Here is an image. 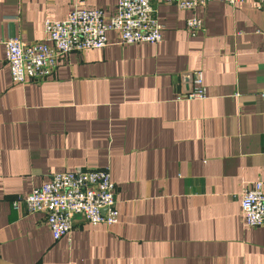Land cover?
Returning <instances> with one entry per match:
<instances>
[{
	"label": "crops",
	"instance_id": "0c3cea01",
	"mask_svg": "<svg viewBox=\"0 0 264 264\" xmlns=\"http://www.w3.org/2000/svg\"><path fill=\"white\" fill-rule=\"evenodd\" d=\"M76 1L0 0V264H264V226L241 211L244 188L264 180V6L152 0L161 43L110 30L107 46L15 83L5 41H42L45 20ZM82 1L111 16L118 0ZM197 70L207 97L187 99ZM78 168H109L119 219L76 217L55 240L44 213L13 202Z\"/></svg>",
	"mask_w": 264,
	"mask_h": 264
},
{
	"label": "built area",
	"instance_id": "2783aa9c",
	"mask_svg": "<svg viewBox=\"0 0 264 264\" xmlns=\"http://www.w3.org/2000/svg\"><path fill=\"white\" fill-rule=\"evenodd\" d=\"M210 1L165 0L186 10H195ZM220 1L235 5L243 0ZM255 1L264 6V0ZM187 28L193 34L201 30V19L196 16L188 18ZM110 30L120 32L121 44H159L163 40V25L152 0H118L116 12L111 16H106L102 9L86 8L82 0H77L65 18L45 20L42 41L28 43L20 37L5 41L12 80L25 83L51 76L62 56L107 46V32ZM259 32L264 37V26ZM193 83L194 87L184 97L191 100L206 98L201 71L193 72ZM115 190L109 168H78L51 174L48 181L34 187L25 197L14 200L13 206L20 209L25 205L29 213H44L55 240H58L72 230L76 217H82L92 225L117 223L119 210ZM241 211L248 226H264V180H257L244 188Z\"/></svg>",
	"mask_w": 264,
	"mask_h": 264
}]
</instances>
